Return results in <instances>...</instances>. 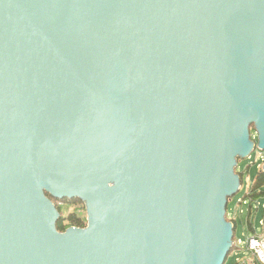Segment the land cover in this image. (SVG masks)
<instances>
[{
  "label": "water",
  "instance_id": "95a60500",
  "mask_svg": "<svg viewBox=\"0 0 264 264\" xmlns=\"http://www.w3.org/2000/svg\"><path fill=\"white\" fill-rule=\"evenodd\" d=\"M255 148L264 0H0V264H224Z\"/></svg>",
  "mask_w": 264,
  "mask_h": 264
},
{
  "label": "rangeland",
  "instance_id": "374dc122",
  "mask_svg": "<svg viewBox=\"0 0 264 264\" xmlns=\"http://www.w3.org/2000/svg\"><path fill=\"white\" fill-rule=\"evenodd\" d=\"M261 154L262 157H259L257 151H254L251 153L249 159L246 158L239 162L236 173L240 176L241 186L239 191L230 199L227 206V220L234 219L235 223V240H240L242 242H245L246 238L252 235L247 227V217L250 208L252 210V223L256 234L264 232V228L261 227V223H259V221L264 220V194L259 196L258 200L254 202H250L247 197V193L250 191L256 175L263 165L264 153L261 152ZM262 190L264 191V187ZM257 205L259 206L256 211ZM224 264H234L233 256L229 255Z\"/></svg>",
  "mask_w": 264,
  "mask_h": 264
},
{
  "label": "trees",
  "instance_id": "16d2710c",
  "mask_svg": "<svg viewBox=\"0 0 264 264\" xmlns=\"http://www.w3.org/2000/svg\"><path fill=\"white\" fill-rule=\"evenodd\" d=\"M263 187L264 174L258 172L250 191L247 193L250 202L257 201L258 197L264 194ZM53 202L60 214V218L56 223L59 232H64L69 227L84 228L86 226V214L82 202L77 199L53 200ZM247 227L251 233H254L250 221H247Z\"/></svg>",
  "mask_w": 264,
  "mask_h": 264
},
{
  "label": "built area",
  "instance_id": "2783aa9c",
  "mask_svg": "<svg viewBox=\"0 0 264 264\" xmlns=\"http://www.w3.org/2000/svg\"><path fill=\"white\" fill-rule=\"evenodd\" d=\"M254 151H257V154L259 155V157L260 156L262 157V154L259 150L255 148L253 152ZM250 155L248 156V159L250 158ZM263 163H264V160H263ZM233 245H236L237 247H244L251 254L252 258L257 264H264V235L263 234L262 235L253 234V236L246 238L245 242L234 239ZM236 262L237 264H246L245 261H241V260H236Z\"/></svg>",
  "mask_w": 264,
  "mask_h": 264
},
{
  "label": "crops",
  "instance_id": "0c3cea01",
  "mask_svg": "<svg viewBox=\"0 0 264 264\" xmlns=\"http://www.w3.org/2000/svg\"><path fill=\"white\" fill-rule=\"evenodd\" d=\"M258 206L257 205L256 207V211L258 209ZM264 206V205H263ZM252 210L251 208L249 209V212H248V217H247V221H250L251 224H252V228L254 230V225L252 223L253 219H252ZM229 222L232 223V225L234 226V230H235V223H234V219H230L228 220ZM259 223H261V227L264 228V220H261L259 221ZM253 234H256L255 230H254V233H252L251 236H253ZM264 235V232H262L261 234H256V235ZM235 239V237H234ZM231 256H233V259H234V264H237L236 260H241V261H245L246 264H257L254 259L252 258L251 254L244 248V247H237L236 245H233L232 247V250L230 252Z\"/></svg>",
  "mask_w": 264,
  "mask_h": 264
}]
</instances>
